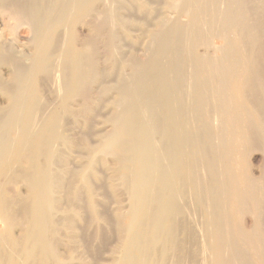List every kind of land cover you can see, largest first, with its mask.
<instances>
[{
  "label": "bare ground",
  "instance_id": "bare-ground-1",
  "mask_svg": "<svg viewBox=\"0 0 264 264\" xmlns=\"http://www.w3.org/2000/svg\"><path fill=\"white\" fill-rule=\"evenodd\" d=\"M0 16L32 56L0 34V264H62L61 229L96 264L108 226L110 264H264V0H0ZM5 184L31 203L15 213Z\"/></svg>",
  "mask_w": 264,
  "mask_h": 264
},
{
  "label": "rangeland",
  "instance_id": "rangeland-1",
  "mask_svg": "<svg viewBox=\"0 0 264 264\" xmlns=\"http://www.w3.org/2000/svg\"><path fill=\"white\" fill-rule=\"evenodd\" d=\"M155 7L157 8H159L160 6L158 5V4H155ZM4 20H3V18L0 16V34L2 35V41H10V43H12L13 44V48H14V50H15V52H16V54L18 55V56H20L21 57V55H22V57L21 58H23L22 60L23 61H25L26 62V60H27V63L30 61V59L32 58V56L30 55L31 54V50H30V48H29V50L27 49L28 47H27V45H25L26 43H27V41H28V38L27 37H29L30 36V33H29V31L28 30H21L20 32H19V35H17L15 38H13V37H11L10 35H8L7 34V31H6V26H5V23L3 22ZM136 33V35L138 34L137 32H135ZM7 37V38H6ZM23 37V38H22ZM17 42V43H16ZM219 43H220V41L218 40H216L215 42H214V46H218L219 45ZM59 52L57 51V52H55L54 54H58ZM24 54V55H23ZM29 56V57H28ZM8 69V68H7ZM7 69H1L0 70V72H1V76H2V78H3V80L4 81H8L9 80V77H10V71L9 70H7ZM6 72V73H5ZM6 78V79H5ZM41 88V87H40ZM41 89H43V88H41ZM40 89V90H41ZM42 91V90H41ZM43 93V92H42ZM45 93V92H44ZM43 93V94H44ZM5 104H6V102H5V99H4V97H2V96H0V106H5ZM51 107H53V109H55L56 107H57V105L55 104V103H53V104H51ZM64 121H66V122H64V127L65 128H63V132H64V130L66 131V132H64L66 135H68L69 137H71V138H74L75 137V135H76V133L78 132V130L77 129H75L76 128V126H74V124H72L68 119H66V120H64ZM66 123H67V127H66ZM69 125V126H68ZM67 129V130H66ZM69 130V131H68ZM77 131V132H76ZM62 146L63 145H61V147H60V145H59V147H58V149L59 148H61V149H59V150H62V152H64V151H66V154H69L68 156L70 157V159L71 160H73L72 161V164L74 165L75 163H76V161H77V157L79 156L78 154H77V152H71V151H68L67 150V148L64 146L63 148H62ZM69 153H68V152ZM65 154V153H64ZM257 160V161H256ZM249 164H251V165H249V167H250V174H251V176L252 177H257V175H255V172H254V169H256L257 167H258V165H259V160L258 159H255V160H253L252 162H250ZM25 171V170H24ZM252 172V173H251ZM4 187H5V192H4V194H3V197L6 199V200H8V201H12V202H14L13 200H15V198L17 199V200H19V199H21V203L18 201V203L19 204H24V206H28L30 203H31V201H32V199H33V197H32V195L30 194V193H28V191L25 189V188H23V187H21L20 188V186L18 187V192H16V193H14L13 192V194H12V191H10L9 189H8V186L5 184L4 185ZM28 193V194H27ZM100 193H102L101 191H99V194H98V197L99 198H102V195L100 194ZM25 194H26V196H25ZM24 195V196H23ZM17 196V197H16ZM29 196V197H28ZM126 199H124V198ZM105 199V201H106V207H108V209H106V207H105V209L108 211V212H111L112 210H114L115 208H116V205L114 204V202L113 201H111V200H109V198H104ZM121 204H122V206H124L123 208L124 209H126V207L128 208V205H129V200H128V198H126V196L125 195H123L122 197H121ZM17 200H15V202H14V204H13V206H12V209L14 210V211H16V209L17 208H19L18 207V203H17ZM109 201V202H108ZM112 202V203H111ZM108 203H109V205H108ZM22 204V205H23ZM26 204V205H25ZM16 205H17V207H16ZM21 205V206H22ZM20 206V205H19ZM21 208V207H20ZM19 208V210H22V208L24 209L25 207H22L21 209ZM11 209V211L13 212V210ZM18 210V209H17ZM18 211H16L15 213H17ZM0 213H2L1 211H0ZM14 213V212H13ZM14 213V214H15ZM55 216H54V219L55 220H57L58 222H61L62 223V221H64L66 218H67V214H66V212H65V210L64 209H61V211L60 210H58L57 212H55V214H54ZM1 216V215H0ZM66 216V217H65ZM119 223H121L122 225H129L130 223H131V217L127 214V215H125L123 218H121L120 220H119ZM81 224H84V223H81ZM83 226V225H82ZM61 227H62V224H61ZM2 228H3V225L1 224V222H0V233H2ZM107 228H108V230H107ZM248 228V227H247ZM20 229V228H19ZM19 229H16V230H14V232H12V236H13V238H14V240L15 241H19V242H21V241H23V232H21ZM106 230H107V233H109V236H110V240H109V245L107 246L106 245V247L105 246H103V248H101V253H100V255L98 256V257H96L98 260H97V262H96V264H110L111 263V258H112V255H111V252L109 251V246H111V245H113V244H115V237H114V235H113V231L111 230V227L109 228V226L108 227H106L105 228ZM62 231H60L61 232V234H62V232H63V230L64 231H66L65 229H61ZM112 232V233H111ZM20 233H21V235H20ZM59 235V238H60V240H62V241H60V243H62L61 244V246L62 247H60L59 249H60V253H61V257H62V264H82V258H84V257H86L87 256V254H86V252L84 251V249L83 248H80V249H78V250H76L72 245H71V243H70V241H69V233H68V231H66V233H64L63 232V234L62 235ZM68 234V235H67ZM18 236L20 237V238H18ZM63 236V237H62ZM64 236H66V238L64 237ZM113 238H112V237ZM18 238V240H16L17 238ZM68 241V242H67ZM18 242V243H19ZM112 243V244H111ZM21 244V243H20ZM68 244V245H67ZM98 244H99V242H98ZM100 245V244H99ZM5 245H3V244H1L0 245V251L2 252V253H4L5 252V249H6V247H4ZM71 246H72V248H71ZM71 248V249H68V248ZM73 248H74V250H73ZM105 250H107V251H105ZM73 251V252H72ZM84 252H85V254H84ZM79 254V255H78ZM85 255V256H84ZM19 261H21L22 262V260L20 259V258H15L14 259V261H13V264H19ZM36 264H38V263H36ZM41 264H44L43 262L41 263ZM46 264H58L57 262H52V261H48Z\"/></svg>",
  "mask_w": 264,
  "mask_h": 264
}]
</instances>
